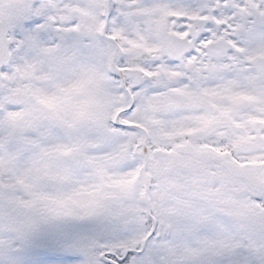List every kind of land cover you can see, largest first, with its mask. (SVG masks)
<instances>
[{
	"label": "snow or ice",
	"instance_id": "snow-or-ice-1",
	"mask_svg": "<svg viewBox=\"0 0 264 264\" xmlns=\"http://www.w3.org/2000/svg\"><path fill=\"white\" fill-rule=\"evenodd\" d=\"M0 264H264V0H0Z\"/></svg>",
	"mask_w": 264,
	"mask_h": 264
}]
</instances>
